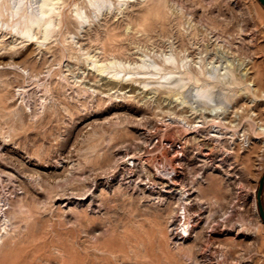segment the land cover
<instances>
[{
  "label": "rangeland",
  "instance_id": "obj_1",
  "mask_svg": "<svg viewBox=\"0 0 264 264\" xmlns=\"http://www.w3.org/2000/svg\"><path fill=\"white\" fill-rule=\"evenodd\" d=\"M42 1L0 0V264H264L260 4L61 0L53 36L22 37ZM93 61L148 90H82Z\"/></svg>",
  "mask_w": 264,
  "mask_h": 264
},
{
  "label": "bare ground",
  "instance_id": "obj_2",
  "mask_svg": "<svg viewBox=\"0 0 264 264\" xmlns=\"http://www.w3.org/2000/svg\"><path fill=\"white\" fill-rule=\"evenodd\" d=\"M59 1L61 0H43L41 5H40V18H37V19H32V20H29L25 26L18 32V34H20L22 37L24 38H30L31 40L34 38V34H31V29L32 27L36 26V28H38V31L37 33H39L41 36L39 38H42V40H47L48 38H50L51 36H53V34L56 32V24L54 23V17H58L59 14L55 13V9H54V6L56 4L59 3ZM78 17L76 18L75 20V24H76V27L79 28L80 25H82L84 23V20L83 18H81V15L78 13L77 14ZM59 24V21L57 23V25ZM11 33V31H10ZM36 33V34H37ZM36 36V35H35ZM168 58H166L167 60ZM112 63V62H110ZM91 65H92V68L94 69L93 71L95 72V74L93 73L91 75L90 78H88L90 81L93 82V84L89 85L88 88L86 89H82L84 91H89L90 92V88H92V86L94 85V83H96V80L97 78L100 76V78H104L105 80L108 79L111 80V82H113V87H116L119 85V82H121L120 84H131V86H134V84H138L137 87L143 91L145 90H148L147 87H148V83L145 81V80H136L135 78H132V75L130 76H127L125 77V74L120 78V71H117V70H113V71H109L106 73V75L104 76V73L106 72V64L103 65L102 63H98L97 61H93L91 62ZM230 65V64H229ZM231 67V66H230ZM227 68V71H228V75L230 76V83H237L236 81V78L234 76V73L232 71L231 68ZM35 65L32 64L30 66V75H33L34 76V71H35ZM90 70V69H89ZM225 74V72L223 73H220L218 74L220 77H223V75ZM89 75V74H88ZM87 75V77H89ZM120 78V79H119ZM177 81L178 83H180V87H184L186 85V83L188 82H199V78H198V75H194L192 74L191 72H189L188 69H184V70H180L179 71V76L177 77ZM212 84H203L201 87H197L196 89V92L195 94L198 96V97H203L204 96V93L207 91V88L208 87H211ZM136 87V86H135ZM180 92L181 91H177L175 94H173L172 96H175V99L178 101V105H181L180 107H185V100H182L183 99V96L181 98L180 96ZM91 93H94V90L91 91ZM182 95V94H181ZM180 99V100H178ZM188 102V101H187ZM210 111V110H209ZM216 112V111H215ZM213 113V111H212ZM210 116H213L215 118H217V114H213V115H210ZM213 120H215L213 118ZM216 122V121H215ZM178 142V141H177ZM176 142V143H177ZM181 145V144H180ZM156 146V145H155ZM171 146V145H170ZM172 147V146H171ZM181 148V146H180ZM177 144H176V150H177ZM178 151V150H177ZM176 151V153H177ZM178 155V154H176ZM175 156V155H174ZM145 160V159H144ZM131 161V160H130ZM175 161V160H174ZM134 164V163H133ZM132 165V164H131ZM173 167V166H172ZM176 167V166H175ZM173 169V168H172ZM173 172V171H172ZM167 173V172H166ZM170 174V172H169ZM167 174V175H169ZM175 174V173H174ZM170 177V176H169ZM168 177V178H169ZM171 178V177H170ZM168 181V180H167ZM173 182V181H172ZM175 183V182H174ZM169 187V185H172L174 186L175 184L169 182L168 184H165ZM173 191H177L176 189H172ZM182 191V190H181ZM170 192V191H169ZM167 192V193H169ZM179 192V191H178ZM183 193V192H182ZM184 194H181V196H183ZM180 196V197H181ZM182 198V197H181ZM180 200V199H179ZM183 202V200H182ZM181 202V203H182ZM184 208V207H183ZM186 208H184L185 210ZM183 210V209H182ZM3 214V213H2ZM188 213H186V211H183V214L181 215V217H177L178 218V221L181 220L182 224L179 225V228L180 230L183 232V235H181L182 233H179V235H181L180 239L182 238H186L189 236V227H193L190 223V220L187 215ZM5 220H6V216L5 214H3ZM191 216V215H189ZM197 222V221H195ZM176 233V232H175ZM2 238L0 236V242H1ZM204 261V260H203ZM208 261V260H207Z\"/></svg>",
  "mask_w": 264,
  "mask_h": 264
},
{
  "label": "water",
  "instance_id": "obj_3",
  "mask_svg": "<svg viewBox=\"0 0 264 264\" xmlns=\"http://www.w3.org/2000/svg\"><path fill=\"white\" fill-rule=\"evenodd\" d=\"M256 1L264 9V0H256ZM263 184H264V173L259 180V185H258V189L256 193V205H257L258 213H259V216L262 222L264 223V210H263L262 203H261V194L263 190Z\"/></svg>",
  "mask_w": 264,
  "mask_h": 264
},
{
  "label": "built area",
  "instance_id": "obj_4",
  "mask_svg": "<svg viewBox=\"0 0 264 264\" xmlns=\"http://www.w3.org/2000/svg\"><path fill=\"white\" fill-rule=\"evenodd\" d=\"M176 144H177V148H178L177 150L180 152V151H181V148H180L181 145H180L179 142H177ZM182 214H183V211H182L181 215H182ZM181 215H180V217H181ZM181 218H182V217H181Z\"/></svg>",
  "mask_w": 264,
  "mask_h": 264
}]
</instances>
